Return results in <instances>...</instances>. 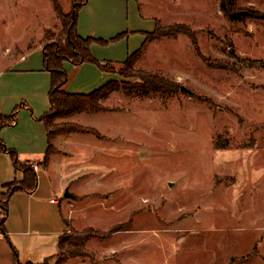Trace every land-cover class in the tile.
Listing matches in <instances>:
<instances>
[{"label":"rangeland","instance_id":"374dc122","mask_svg":"<svg viewBox=\"0 0 264 264\" xmlns=\"http://www.w3.org/2000/svg\"><path fill=\"white\" fill-rule=\"evenodd\" d=\"M58 1L71 10V0ZM142 1L155 26L183 24L195 45L189 34L175 33L141 51L133 67L160 76L170 86L165 91L133 88L139 81L128 69L108 66L113 81L129 89L101 100L108 111L73 119L100 137L70 135L66 162L84 159L90 167L71 186L57 184L60 198L66 190L74 198L90 193L73 200L65 233L92 227L84 245L91 254L64 259L59 234L31 232L45 227L23 211L24 232L3 235L14 264L13 250L21 264H264V0ZM2 2L0 40L22 33L29 8L28 0ZM41 7L56 38L61 24L48 14L51 1ZM239 10L247 13L232 15ZM61 169L50 167L53 181ZM19 172L0 153V193ZM38 175L43 180L44 169ZM19 196L25 210L26 195ZM119 224L125 226L115 231Z\"/></svg>","mask_w":264,"mask_h":264},{"label":"crops","instance_id":"0c3cea01","mask_svg":"<svg viewBox=\"0 0 264 264\" xmlns=\"http://www.w3.org/2000/svg\"><path fill=\"white\" fill-rule=\"evenodd\" d=\"M2 1L0 0V10L5 6ZM41 1L28 0V16L23 23L21 34L7 36L0 40V115L11 116L16 111L15 121L1 128L0 137L7 148L17 152L20 163L38 166L37 170L33 168L37 174L35 191L29 193L18 190L9 198L5 229L9 235L23 233L24 231L20 228L25 222H23L21 212L26 211L29 219L35 216L40 225L45 227L43 231L36 228L31 232L41 235L59 234V238L72 224L70 211L74 208L72 207L73 200L82 201L85 197L88 198L90 193L79 192L75 194L77 198L74 196L60 198L58 185L64 188L66 185L71 186L75 181L81 180L86 175L84 170H87L90 164L84 159H81L78 164L66 162L67 158L73 156L66 148L72 139L70 135L84 133L62 134L49 140L47 130L40 120L49 111L48 94L51 88L50 73L44 69L43 65V36L48 28H45L42 22L44 11ZM143 6L142 0H87L81 7L77 18V32L82 38L109 40L118 34H125L104 45L99 43L91 45L90 52L98 63L122 65L129 55L139 49L143 50L148 44L145 43L146 33L153 32L157 18L155 15H145ZM48 14L51 17L55 16L53 5ZM63 67L68 79L62 89L67 93L88 94L113 80L112 74L103 72L94 63L84 62L80 65H73L66 61ZM96 113L100 112L91 114ZM79 114L65 118L63 121L87 127L85 124L73 121ZM79 139L81 140L79 144L82 145L83 138H77ZM49 141L56 149V153H53L49 161L44 164L43 157ZM55 163H59V166L62 164L60 173H64L57 182L51 179L49 173L50 167ZM40 169H44L43 180L38 175ZM71 171H76L77 175H70ZM19 173L17 179L21 181L23 175ZM5 182L7 181H2V184ZM19 195H26L25 210L22 205L24 201ZM19 203L22 209L17 206ZM63 207L68 210L66 219L62 217ZM13 211L14 214H18L16 220L13 219ZM60 224L63 225L61 228ZM4 239L0 232V264H14L10 249Z\"/></svg>","mask_w":264,"mask_h":264},{"label":"trees","instance_id":"16d2710c","mask_svg":"<svg viewBox=\"0 0 264 264\" xmlns=\"http://www.w3.org/2000/svg\"><path fill=\"white\" fill-rule=\"evenodd\" d=\"M87 0H71V10L65 13L58 0H51L55 17L61 24V30L59 34L54 37L53 33L48 30L45 31L43 36V65L44 69L50 73L51 76V88L48 94L49 99V111L40 118L43 122L49 140L55 136L70 133H90L99 136L97 130L93 128L84 127L72 122H61L59 120L70 118L76 114L83 112H106L108 111L102 104L101 100L105 99L109 93L117 91L122 88L129 89V84H123L120 86L116 81H109L88 94L67 93L62 87L66 83L68 76L63 67V63L68 61L73 65H80L84 62H90L98 65L103 72L108 73L109 63H98L90 52V47L93 43L107 44L111 41H115L121 38L125 34H118L114 38L109 40L96 39L92 37L82 38L77 32V18L81 7ZM245 11L233 12L235 17H241ZM175 33H187L190 35L193 44L195 45L193 32L190 31L183 24H175L168 27H163L160 21H157L155 29L151 33H146L145 43L151 42L156 39L174 36ZM142 49L128 56L126 61L122 63V67L128 69L131 73V77L138 79L139 82L133 83V88L139 90L159 89L161 91L168 90L170 87L164 79L156 74H151L142 69H135L133 67L134 62L138 59ZM123 68V69H124ZM121 75L126 76L121 70ZM138 83V84H137ZM166 86V88H165ZM16 118V111L11 116L0 115V130L5 125H11ZM0 152L7 153L16 171H20L23 175L21 181H13L5 184L7 190L4 193H0V232L6 238L8 237L5 229V221L8 216V200L18 190H24L29 193H33L37 187V174L28 163H20L18 160L17 152L13 149L6 147L5 143L0 137ZM56 153L52 143H48V148L43 157V163L46 164L49 161V157ZM77 198V196H75ZM131 222L129 221V226ZM117 226V225H116ZM124 224H119L115 231L124 227ZM114 229V228H113ZM94 230L92 227H87L80 233H74L73 236L67 235L65 232L58 238V250L61 252L64 259L74 256H88L91 254L89 251H85L84 245L93 237L88 231ZM12 247V246H11ZM15 257V264H21L17 261V254L13 250ZM65 256H68L65 258ZM54 256L44 259L50 260ZM63 259V257H62ZM43 261V262H44ZM64 260H58L55 264H62ZM24 264H39L31 261H26Z\"/></svg>","mask_w":264,"mask_h":264},{"label":"water","instance_id":"95a60500","mask_svg":"<svg viewBox=\"0 0 264 264\" xmlns=\"http://www.w3.org/2000/svg\"><path fill=\"white\" fill-rule=\"evenodd\" d=\"M183 90H185V88L182 87ZM73 195L68 191L66 190L65 194H64V197L66 198H71Z\"/></svg>","mask_w":264,"mask_h":264},{"label":"built area","instance_id":"2783aa9c","mask_svg":"<svg viewBox=\"0 0 264 264\" xmlns=\"http://www.w3.org/2000/svg\"><path fill=\"white\" fill-rule=\"evenodd\" d=\"M32 168H34L35 170H37V165L36 164H31Z\"/></svg>","mask_w":264,"mask_h":264}]
</instances>
